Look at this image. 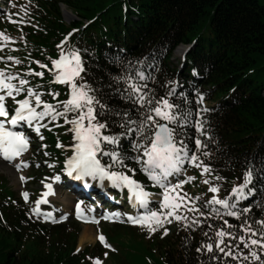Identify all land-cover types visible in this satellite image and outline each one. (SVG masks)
Listing matches in <instances>:
<instances>
[{
	"label": "trees",
	"instance_id": "1",
	"mask_svg": "<svg viewBox=\"0 0 264 264\" xmlns=\"http://www.w3.org/2000/svg\"><path fill=\"white\" fill-rule=\"evenodd\" d=\"M7 1V11L0 12V67L4 75L15 77L12 81L26 80L44 101H64L69 97V88L53 84L51 62L62 52L75 50L85 69L81 76L94 88L101 89L109 105L129 110L136 118V107L116 92L117 88L123 90V82L112 77L123 75L129 66L143 71L146 79L137 81L139 84H146V90L154 91L157 97L174 91L175 95L168 98L183 101L182 106L192 111L194 120L203 124V134L187 127L181 137L189 154L199 157L196 162L210 166L213 172L233 175L252 170L254 191L240 210L250 209L248 219L264 217V5L257 0ZM61 4L77 20L65 21ZM84 21L89 24L82 28ZM69 32L71 37L59 48L58 42ZM188 43L194 44L180 72L171 62L172 52L179 44ZM53 92L58 93L55 98ZM29 98L33 103L32 97ZM55 107L62 111L59 104ZM71 127L59 117L51 119L43 130L46 146L39 156L52 164L47 171L42 166L46 174L56 175L61 160L73 153L70 145L76 141L69 131ZM111 131L118 132L119 128L113 125ZM196 138L205 147L197 149ZM131 139H121L129 156L136 154L131 150ZM101 160L105 163L108 158ZM125 163L127 168L113 170L134 169V176L146 185L140 165L130 159ZM181 189H185L183 184ZM182 194L172 197L180 205L175 214L186 219L174 220L172 227L163 225L154 232L147 226L112 224L105 227L108 239L129 240L134 252L149 256L151 264H241L243 258L233 260L215 249L219 259H211L213 253L206 250L197 252L203 243L211 242L204 232L211 237L213 228L227 229L224 220L231 225L241 221L227 216L216 205L223 219L189 211L209 209L200 200L192 202L189 195ZM79 232V224L72 220L47 224L32 217L0 178V264H95L104 251L95 245L75 252ZM232 232L236 235L238 229L233 228ZM239 234L244 235L242 231ZM225 240L231 241L233 253L256 251L262 257L257 262L249 256L243 264H264V251L260 248H245L239 240L229 237ZM237 244L239 249L235 247ZM120 259L119 264H133L135 260Z\"/></svg>",
	"mask_w": 264,
	"mask_h": 264
},
{
	"label": "snow or ice",
	"instance_id": "2",
	"mask_svg": "<svg viewBox=\"0 0 264 264\" xmlns=\"http://www.w3.org/2000/svg\"><path fill=\"white\" fill-rule=\"evenodd\" d=\"M52 64L56 69H59V73L54 74L55 81L65 84L69 88V98L57 101L62 111L53 104L42 101L40 95L33 92L31 88L27 89V96L24 99L15 100L14 93L19 94L25 89L11 83L15 77L0 73V92H3L0 95V117L9 115L4 103L6 96L13 97L18 105L14 109V115L10 118V124L13 126L20 121H27L31 125L33 121H40L45 117H51L53 120L63 117L64 123L72 125L69 131L74 133L73 139L76 141L70 145L74 151L72 156L66 160V171L69 176L75 173L77 177H91L93 180L99 179L101 182L107 179L116 188L126 187L133 206L147 209L153 194L146 191L144 185L133 179L127 172L113 170L117 167L127 168L125 161L130 159L140 165V171L146 173L150 181L163 189V200L159 199L161 193H157L153 202L158 203L160 209L167 208L169 211L163 213L149 209L139 216L129 215L128 220L134 224L147 225L149 231L154 232L157 227H162L163 223H171L167 219L168 216L174 215L176 220L186 219V217L175 214V210L180 205L174 202L170 193L175 192L179 185L170 184L168 178L179 172L180 166L189 157L187 144L181 138L185 134V129L194 127L196 132L203 134V124L199 120H194L192 111L182 106L183 101L178 103L168 98L175 95L172 90L160 97H157L154 91L146 90V84L142 85L137 82L146 79L144 72L129 66L123 75L112 77V79L123 82V90L117 88L116 92L123 99L130 101L133 107H136V118H133L131 111H121L109 105L104 100L101 89L94 88L81 76L85 69L79 53L75 50L68 54L62 52L59 59L52 60ZM35 74L43 75V73ZM27 83L24 79L19 80V84L22 86ZM51 95L55 98L58 93L53 92ZM29 97H34L35 105L42 104L43 109L37 111V107L33 106ZM161 120L165 123H161ZM85 121H87L86 124ZM113 125L119 128L118 132L111 131ZM124 137H133L129 143L132 152L136 154L129 156L123 149L121 139ZM194 143L197 149L205 147L199 138H196ZM27 146L28 140L24 133L6 128L5 121L0 120V155L10 160L24 152ZM204 154L208 155L206 152ZM102 157H107L108 161L102 163ZM190 159L191 162H195L199 157L192 153ZM196 166L202 167L205 173L211 172V168L203 165L202 162ZM129 171H134V169H129ZM219 178L217 177V179ZM55 179L59 180L60 177L56 176ZM252 180L253 172L247 170L243 175V182L233 186L228 197L218 198L217 195H213L210 200L205 202L203 207L209 209L208 212L189 209V211H197L201 216L214 214L223 219L220 209L215 207V205H220L227 216L241 221L238 225H231L227 220H224L223 224L227 226V229L224 226L219 229L213 228L214 236L211 237L208 232H204L203 235L208 237L211 242L203 243L197 248V252L206 250L213 253L211 259H219L215 255V252H219L233 260L241 258L247 260L251 256L257 262L261 261L262 257L256 251H251L248 254L233 253L231 241L226 242L225 240L226 237H229L231 240H239L245 248L255 246L264 251V217L259 220L248 219L246 214L250 212L249 208H244L239 212L236 210L237 203L247 197L248 191H254L248 189ZM204 183H208V181L205 180ZM47 187L51 191V185H47ZM209 191L218 193L219 188L213 185ZM22 195L27 200L28 194L23 193ZM36 203L38 208L40 201ZM82 203L83 201H80L76 204L78 217L82 215ZM33 211L36 212L37 209H33ZM196 223L199 224L201 221H196ZM233 228L238 229L236 235L232 232ZM167 231L168 229L165 228L164 233L166 234ZM240 231L244 235L239 234ZM255 236L260 238H253ZM99 239L102 243L104 242L103 236H100ZM235 247L239 249V244ZM243 260L241 264H243ZM95 264H100L98 259Z\"/></svg>",
	"mask_w": 264,
	"mask_h": 264
},
{
	"label": "rangeland",
	"instance_id": "3",
	"mask_svg": "<svg viewBox=\"0 0 264 264\" xmlns=\"http://www.w3.org/2000/svg\"><path fill=\"white\" fill-rule=\"evenodd\" d=\"M261 5H264V0H257ZM66 12L64 13V17L67 21H75V16L71 13V11L66 8L62 7ZM185 48V47H184ZM183 52V46H179L176 48L173 56L172 61L176 64L180 63L181 54ZM27 95L19 96L15 95V100H21L22 98L26 97ZM17 106V104L15 105ZM36 122V121H34ZM40 140L44 141L45 135L40 134ZM31 148L28 153H26L20 161H17L15 165L5 164L0 161V178L5 180L7 186L10 190L15 194L16 199H21L23 193H27V198L29 199L28 203L25 205L30 209L32 208L31 197H33L37 192H41L43 190V186L46 183H52L56 188V196L53 198V210H58L59 213L53 212V210H46L47 212H51L53 214L54 219H59L62 214H66L68 218H70L72 213H76L74 205L78 202L74 201L71 197V194L67 192L65 188H62L59 185V180L51 179L48 180L45 178L44 173L38 172L37 174H32L31 171V164L28 161V156H34L32 160L34 161L32 165L35 163L42 162V159L37 155V150L39 146V140L36 137L32 138ZM31 153V154H30ZM26 164H30V166H26ZM196 165H200V163L190 162L189 167H187V173L185 175L184 183L185 189H182V192L186 195H192L195 199H202V201L206 202L210 200L213 195H217L218 198H225L229 195L231 188L237 184L243 182V175H233V173L229 172H213L211 170L210 173L203 172L202 167H197ZM205 165V164H203ZM208 166V165H207ZM217 177H220L217 179ZM23 178V179H22ZM207 180L208 183H204ZM217 186L219 188L218 193H212L209 191L211 186ZM155 199V196H153ZM30 203V205H29ZM108 209V208H107ZM106 210V209H105ZM86 215L89 216L92 214V210H86ZM130 214V213H129ZM103 224L98 225H91L88 224L89 227L87 233L89 236L87 239L79 243V239L81 234L85 229V226H81V232L78 237L77 246L79 248H84L87 245H93L96 242V235L97 234H104L102 230ZM87 234V235H88ZM115 250L112 252L114 253L109 260V264H119L118 259L121 257L123 259H129L130 257L134 258L135 260L132 261L133 264H151V259L149 256L142 254V253H135L134 249L131 246V242L127 239L120 238L119 241L112 242ZM112 246V245H111ZM105 248H109L110 245L105 246ZM113 247V246H112ZM107 250V249H106ZM121 261V259H120ZM107 263V262H106Z\"/></svg>",
	"mask_w": 264,
	"mask_h": 264
},
{
	"label": "bare ground",
	"instance_id": "4",
	"mask_svg": "<svg viewBox=\"0 0 264 264\" xmlns=\"http://www.w3.org/2000/svg\"><path fill=\"white\" fill-rule=\"evenodd\" d=\"M64 12H66V11L64 10ZM84 228L87 229V230H84L83 233L81 234L80 239H79V243L84 242L87 239V237L89 236V234L87 233L89 227L87 225H85Z\"/></svg>",
	"mask_w": 264,
	"mask_h": 264
}]
</instances>
